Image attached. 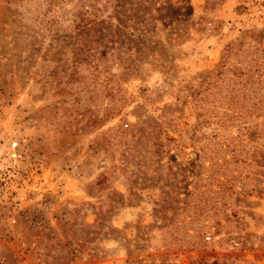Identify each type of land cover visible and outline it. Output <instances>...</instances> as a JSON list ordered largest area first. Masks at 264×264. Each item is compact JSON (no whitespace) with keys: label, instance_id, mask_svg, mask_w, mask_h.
Wrapping results in <instances>:
<instances>
[{"label":"rangeland","instance_id":"374dc122","mask_svg":"<svg viewBox=\"0 0 264 264\" xmlns=\"http://www.w3.org/2000/svg\"><path fill=\"white\" fill-rule=\"evenodd\" d=\"M0 264H264V0H0Z\"/></svg>","mask_w":264,"mask_h":264},{"label":"built area","instance_id":"2783aa9c","mask_svg":"<svg viewBox=\"0 0 264 264\" xmlns=\"http://www.w3.org/2000/svg\"><path fill=\"white\" fill-rule=\"evenodd\" d=\"M208 240H211V237H208Z\"/></svg>","mask_w":264,"mask_h":264}]
</instances>
